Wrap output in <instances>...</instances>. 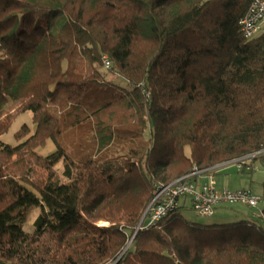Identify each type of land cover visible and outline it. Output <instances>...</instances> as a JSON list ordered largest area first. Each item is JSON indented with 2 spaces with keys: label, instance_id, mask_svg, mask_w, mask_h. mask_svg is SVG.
Here are the masks:
<instances>
[{
  "label": "trees",
  "instance_id": "trees-1",
  "mask_svg": "<svg viewBox=\"0 0 264 264\" xmlns=\"http://www.w3.org/2000/svg\"><path fill=\"white\" fill-rule=\"evenodd\" d=\"M250 1L0 0V137L21 115L34 125L0 142V264H264V209L143 219L156 184L264 149Z\"/></svg>",
  "mask_w": 264,
  "mask_h": 264
},
{
  "label": "built area",
  "instance_id": "built-area-1",
  "mask_svg": "<svg viewBox=\"0 0 264 264\" xmlns=\"http://www.w3.org/2000/svg\"><path fill=\"white\" fill-rule=\"evenodd\" d=\"M240 32L246 40L264 37V0L250 1L249 8L240 22ZM102 63L104 68L110 67L106 56L102 58ZM230 165L245 174L261 170L264 172V149L212 168L195 169L191 174L169 184H156L155 196L143 216L146 227L153 226L175 213L180 208V202L186 200H190L197 214L205 217H212L217 208L225 205L241 204L250 209H257L258 205L262 204L264 207V196L257 197L249 190L229 191L217 187L214 172Z\"/></svg>",
  "mask_w": 264,
  "mask_h": 264
},
{
  "label": "rangeland",
  "instance_id": "rangeland-1",
  "mask_svg": "<svg viewBox=\"0 0 264 264\" xmlns=\"http://www.w3.org/2000/svg\"><path fill=\"white\" fill-rule=\"evenodd\" d=\"M112 80L118 85H124V82L119 77L113 78ZM16 106L17 104H11L9 105L8 110L11 111L15 109ZM23 124L29 125L31 131H34V125L31 122V115L24 114L16 119L8 133L0 137V142L6 145H16L13 136ZM55 151V146L51 141H49L44 148L38 149L37 153L42 157H47ZM55 169L61 181L64 183L66 179L63 177V161L57 163ZM214 174L217 187L219 189H228L229 191L249 190L257 197L262 196V183L264 181V172L262 170L252 174H245L237 171L235 167L230 165L217 170V172L215 171ZM179 206L180 216L185 221L205 226L231 224L241 220H255L252 215L260 214V212L262 213L264 209L262 204H259L257 209H250L241 204L225 205L217 208L212 217H205L196 213L190 200H186L185 204H181L180 202ZM39 214L40 208H34L29 212L27 222L23 228L25 232H34L33 223ZM131 241L132 239L129 240V245Z\"/></svg>",
  "mask_w": 264,
  "mask_h": 264
},
{
  "label": "crops",
  "instance_id": "crops-1",
  "mask_svg": "<svg viewBox=\"0 0 264 264\" xmlns=\"http://www.w3.org/2000/svg\"><path fill=\"white\" fill-rule=\"evenodd\" d=\"M181 204H185V202L181 203Z\"/></svg>",
  "mask_w": 264,
  "mask_h": 264
}]
</instances>
